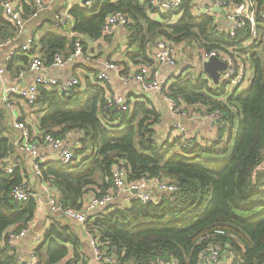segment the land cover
<instances>
[{"label":"trees","instance_id":"16d2710c","mask_svg":"<svg viewBox=\"0 0 264 264\" xmlns=\"http://www.w3.org/2000/svg\"><path fill=\"white\" fill-rule=\"evenodd\" d=\"M223 1L240 4L243 0ZM250 1L257 6L264 2ZM190 2L181 0L178 9L159 14L158 20L148 18L147 0H94L89 8L72 6L69 14L73 33L91 40L102 38L107 15L125 14L130 20L127 56L144 65L151 64L147 52L161 38L229 55L231 48L233 54L247 61L253 76L244 91L225 95L223 85L210 86L201 71L195 76L177 77L165 89L177 106L184 103L218 111L225 124L217 132L219 141H192L189 147L178 140L170 145L159 143L155 131L159 113L141 102L131 109L128 103L124 110L107 108L111 100L105 95L108 87L99 81L87 80L84 89L76 87L62 94L41 87L33 105L42 114L38 137L47 133L61 137L69 131L82 136L74 166L53 162L40 165L43 182L56 190L63 207L78 209L89 193L104 194L111 187L112 167L118 163L124 164L128 182L157 177L177 186L172 201L162 199L153 205L133 198L126 206L108 205L88 218L86 230L107 254L115 253V264H149L169 256L178 264H198L200 252L213 240L241 264H264V170L258 169L264 154V59L260 48L264 21H258V38L249 44L248 30L234 35L218 33L213 18L192 15ZM66 6H61L60 13ZM176 15L179 18L172 22ZM14 33L16 30L3 21L0 8V41L13 38ZM73 43L74 38L46 35L40 41L42 62L48 65L64 51L67 55ZM23 64L29 65V60L24 58ZM20 71L22 68L17 73ZM7 130L5 113L0 110V160L14 151L3 137ZM22 181L18 170L6 175L0 169V264H18L17 257L8 254L7 229L19 231L34 217L33 200L20 203L9 198L12 187ZM68 230V226L54 221L37 248L38 264H57L68 256L69 249L63 244L76 246ZM217 231L224 235L214 237Z\"/></svg>","mask_w":264,"mask_h":264},{"label":"built area","instance_id":"2783aa9c","mask_svg":"<svg viewBox=\"0 0 264 264\" xmlns=\"http://www.w3.org/2000/svg\"><path fill=\"white\" fill-rule=\"evenodd\" d=\"M33 1L35 12L31 14L27 20L37 17L38 13L46 10L50 4L48 0ZM209 1L211 6L203 10L199 4L191 6L192 11L197 17L208 16L213 18V26L217 29L213 9L219 8L221 11H225L224 17L229 24L228 28L224 30L225 34L234 35L238 31L246 29L248 30L249 35L248 43L251 44L255 42L259 35L258 21H264V2L260 6H257L250 0H243L240 4L226 3L223 0ZM93 3L94 0H67L66 9L62 13L55 15L54 21L61 27H65L73 21L71 15L69 14V9L72 6L76 5L82 8H89L93 5ZM180 3L181 0H147V12L152 11V13L157 16L159 14H167L178 9ZM19 4H22L21 0L0 1L1 17L3 21L14 28L18 35L24 28L25 23L20 16ZM129 24L130 20L125 14L121 12L111 13L106 16L101 27V37L104 38L112 35L118 28H123L127 31ZM72 38H74L73 50L67 55H55L51 60V63L48 65H45L42 62L40 55L36 52L34 47V38H28L19 51L29 59L28 71L34 73V79L28 86L22 87L20 84H14L5 87L0 95L1 104L3 106L10 107V97L15 96L25 101L27 105L33 106L39 97L41 87L54 90L59 94L66 92L69 93L72 89L76 88L79 84L77 78L60 82L44 75L47 67L63 70L75 61L85 59L84 48L80 35L72 33ZM3 44L1 45L3 46ZM260 48L264 59V37ZM177 49L178 48L175 43L165 38L159 39L155 42V45L149 52L151 64L139 66L132 75V79L141 87L143 91H159L162 101L168 111L173 115H178V111H180V109L176 102L165 93V89L168 85L161 82L159 67L163 66L173 69L177 65ZM228 52L232 55H229L227 52H217L214 50L207 51L204 49H199L197 53V58L201 66L211 59H217L227 64L226 69L219 72V85H223L225 95L234 91L241 92L246 90L252 80L247 78V72L251 69L248 62L243 61L242 58L233 54V50L231 48H228ZM13 54V51L10 52V55L4 62L8 63L10 56ZM110 68H112V66L108 64L104 69ZM4 71L5 68L0 67V78ZM202 74L207 80H209L210 86L216 87L208 76H206L203 72ZM94 78L96 81H104L107 79V75L105 71H101L96 74ZM123 106H125V102H123V100L119 97L112 98L107 102V108L122 107L121 109L124 110L125 107ZM199 114L204 119L207 118L212 120L213 127L216 132L222 129L225 125L222 120V115L218 111L208 112L204 107H200ZM13 127L20 133L19 147L30 157L33 173L42 182L43 180L40 165L46 163V155H44V151L40 150L39 140L41 141L43 149H51L55 151L53 159H50L51 162L71 167L76 164L78 159L76 151L80 149L79 141L82 139L81 135L69 131L61 137H55L47 133L42 137L35 138L32 136L30 128H28L27 124L19 119L13 120ZM175 132L176 140H178L183 147H189L191 145L193 139L186 133L182 125H176ZM202 143L209 142L205 141ZM6 162L7 160H4L0 168L6 175H11L14 173L15 166L7 167V165H4ZM258 169L264 170V159ZM111 171L112 180L110 189L99 196L91 193L84 196L80 208L78 209L63 207L59 203L58 194L54 192L47 191L45 192L44 200H37L35 193L31 191L25 181H22L21 184L12 187L9 192V198L20 203H25L30 200L35 201L36 199V213L47 209L51 214L61 216L64 219L80 225L85 234L90 238L89 246L91 250L90 257H86L84 255L79 257L77 262L79 261L80 264H115V253L111 252L107 254L105 249L100 248L99 240L86 230L85 225L88 218L110 205L121 195L122 191L130 193L132 198H136L144 204L150 203L158 205L162 199L172 201L173 196L177 191V186L168 180L157 177L152 179L142 178L136 182H128L126 168L123 163L113 165ZM34 226V221H31L25 228L19 231H14L13 229L6 231L7 238L5 244L9 249L8 254L16 257L19 256L17 242L25 236L33 234V246L30 248V255L25 264L39 263L36 248L40 241V236L34 234ZM223 235L224 233L222 231H217L214 234V237ZM224 256L226 257L228 264H241L238 258L226 254L223 245L217 240H213L200 252L198 264H223ZM61 262L58 264H75L74 262ZM149 264L178 263L175 258L169 256L166 258L158 257Z\"/></svg>","mask_w":264,"mask_h":264},{"label":"crops","instance_id":"0c3cea01","mask_svg":"<svg viewBox=\"0 0 264 264\" xmlns=\"http://www.w3.org/2000/svg\"><path fill=\"white\" fill-rule=\"evenodd\" d=\"M48 1L50 4L47 9L39 12L37 17L31 20L27 19L32 14L34 9V1L26 0L24 3L22 2L21 5L19 4L20 16L25 21L24 28L19 35L14 33L13 38L0 41V67L5 68V71L0 78V95L5 87L14 84H20L22 87L28 86L34 79V73L28 71V65L23 64V59L28 58L19 51L21 46L28 38H34V47L40 57L42 56L40 51V41L46 35L50 34L67 37L68 39L72 38L73 22L65 27H61L54 21V16L57 13H60L59 9L61 6L64 7V3L66 5L67 0ZM198 4L202 10L211 6L209 0H191L190 2L191 6ZM191 13L193 16L197 17L192 9ZM214 13L217 27L215 30L218 33H225L224 30L229 26L228 21L224 17L225 11L220 10V12ZM147 16L153 20L159 19L156 14L152 13V11L147 12ZM52 18L54 21L53 26L50 25L44 31V34H42L40 37H37L36 31L42 28L44 23L49 25V21ZM178 18L179 15L173 16L171 21L176 22ZM126 37L127 31L123 28H118L112 35L107 36L106 38L104 37L105 39L101 38L100 40H91L89 38L80 36L81 40L83 41L82 45L84 48L85 59L77 60L63 70L47 67L44 75L60 82L77 78L79 81L77 87L84 89L87 80H89V82H96L94 78L96 74L101 71H105L107 79L99 82L106 84L108 87L105 91L106 97L111 99L115 97L121 98L125 104H129V109H131V107L137 102L147 103L148 106L159 113L160 120L155 128L157 142H167V145L172 144L173 140H176V125H182L186 133L193 139L192 141L194 142L199 141L202 143L205 141H219L217 132L213 127L212 120L202 118V116L199 114V106H189L184 103H180L178 106L180 109V111H178V115H173L168 111L167 107L162 101L159 91H143L141 87L132 79V75L136 69L144 64L137 63L136 59L133 61L127 56L129 49L126 44ZM1 44H3V46ZM175 45H177L178 48L177 65L173 69L163 66L159 67L161 82L166 85L174 82L177 77H190L195 76L200 71L203 72L202 66L200 65L197 58L199 49L193 43H175ZM12 51L14 54L10 56L9 64L11 65V72H9L10 70H7L9 64L7 62L5 63L4 61ZM62 53V55H64L66 51ZM147 56L149 58V52H147ZM108 64H110L112 68L104 69ZM20 68H22V71L17 73ZM10 104L11 106L7 107L3 106L0 102V110L4 111L6 123L8 125V130L3 134V137L8 140V143L12 146L14 151L6 158L0 160V166L4 160H7L6 164H4L7 165V167L15 166V170H18L19 175L23 177V181H25L30 187L31 191L35 193L37 200H44L45 192H57L49 184L43 183L34 175L30 163V157L19 147L20 133L13 127V120L19 119L20 121H23L27 124L28 128H30L32 136L37 138L40 133L38 125L42 114L39 113L38 106L27 105L25 101L15 96L10 97ZM39 144L40 150L44 151V155H46L45 161L51 162L50 159H53L55 151L51 149H43L40 140ZM87 153H89V151H87ZM77 158H79V156H77ZM131 199L133 198L130 193L122 191L121 195L117 197L110 205L126 206ZM34 203L36 208V199ZM55 218H57V220ZM55 218L51 215V213H49L47 209L38 213H36L35 210L32 220L35 223L34 234L40 236V241L37 245V248L43 243V235L49 231L50 227L55 221L59 224V226H68L70 230L67 231V234L71 235L76 240L75 247L68 243L63 244L67 249H69V252L68 256L61 260L62 262H60H74L75 264H80L79 261L77 262V260L81 255L90 257V238L85 234L83 228L67 219L58 217ZM32 235L33 234H29L17 242L19 255L17 257L18 264H25L29 258L30 248L33 246ZM73 257L75 259L74 261H71ZM223 264H228L225 256L223 258Z\"/></svg>","mask_w":264,"mask_h":264},{"label":"water","instance_id":"95a60500","mask_svg":"<svg viewBox=\"0 0 264 264\" xmlns=\"http://www.w3.org/2000/svg\"><path fill=\"white\" fill-rule=\"evenodd\" d=\"M214 12H220L219 8H215ZM227 64L217 59H211L202 65L204 74H206L215 86H219V72L225 70Z\"/></svg>","mask_w":264,"mask_h":264},{"label":"rangeland","instance_id":"374dc122","mask_svg":"<svg viewBox=\"0 0 264 264\" xmlns=\"http://www.w3.org/2000/svg\"><path fill=\"white\" fill-rule=\"evenodd\" d=\"M53 18L49 21V25L44 23L42 26V28H40L39 30L36 31V35L37 37H40L42 34H44V31L50 26H53ZM55 24V23H54ZM262 53V52H261ZM262 56V55H261ZM249 67H251V65L248 63ZM253 76V69L251 67V69L247 72V78L252 79Z\"/></svg>","mask_w":264,"mask_h":264}]
</instances>
